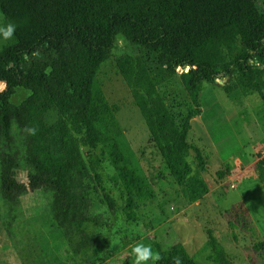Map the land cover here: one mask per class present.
I'll return each mask as SVG.
<instances>
[{
	"label": "trees",
	"instance_id": "obj_1",
	"mask_svg": "<svg viewBox=\"0 0 264 264\" xmlns=\"http://www.w3.org/2000/svg\"><path fill=\"white\" fill-rule=\"evenodd\" d=\"M0 13L3 24L16 25L0 50V197L12 210L25 193H50L54 220L83 244H99L103 237L83 228L99 222L90 214L88 181L111 214L116 212L100 173L102 157L92 151L85 159L80 148H97L99 108L93 84L119 35L132 45L159 51L157 62L167 70L175 69L174 53L185 50L190 57L184 64L195 77L183 73L181 79L194 109L182 125L140 56L115 60L188 203L209 192L202 175L204 157L187 141L191 119L201 113L203 83L227 78L243 93L256 92L264 101V11L254 0H0ZM18 87L31 95L15 105L11 97ZM26 128H35V135ZM255 172L264 188V156L255 163ZM125 210L129 219H137L130 198ZM165 235L163 247L158 245L165 264L176 256L182 264H204L168 229ZM206 246L207 264H233L211 230ZM254 248L264 250V242Z\"/></svg>",
	"mask_w": 264,
	"mask_h": 264
},
{
	"label": "rangeland",
	"instance_id": "obj_2",
	"mask_svg": "<svg viewBox=\"0 0 264 264\" xmlns=\"http://www.w3.org/2000/svg\"><path fill=\"white\" fill-rule=\"evenodd\" d=\"M254 2L264 11V0ZM7 42L0 36V50ZM158 53L119 35L96 72L97 148L80 149L85 159L92 151L102 157L103 183L116 201V212L111 214L93 181H88L90 214L99 222L90 221L83 228L90 235L102 234L101 242L83 244L75 233L59 227L51 214L50 193H25L12 210L0 197V264H134L132 247L142 242L159 252L167 229L200 263L210 262L206 242L211 230L233 264H264V250L254 248L264 242V188L255 172V163L264 156V101L256 92L243 93L227 78L203 83L201 113L191 119L187 141L204 157L202 175L209 192L188 203L115 62L122 55L140 56L182 125L194 109L181 79L183 73L194 78L191 67L184 64L188 54L174 53L175 69L167 70L158 64ZM29 95L30 90L18 87L11 102L18 105ZM191 157L196 161L193 151ZM129 198L136 220L129 219L125 210ZM157 264L165 263L161 259Z\"/></svg>",
	"mask_w": 264,
	"mask_h": 264
},
{
	"label": "clouds",
	"instance_id": "obj_3",
	"mask_svg": "<svg viewBox=\"0 0 264 264\" xmlns=\"http://www.w3.org/2000/svg\"><path fill=\"white\" fill-rule=\"evenodd\" d=\"M16 25L12 22L0 25V36L4 40H10L14 36ZM3 89L0 88V91ZM30 135H35V128H26ZM131 253L134 256V264H148V261H152L153 264H157L162 259L161 254L156 251L154 252L151 245H145L142 242L137 243L132 247ZM172 264H182V260L179 256L173 257Z\"/></svg>",
	"mask_w": 264,
	"mask_h": 264
},
{
	"label": "bare ground",
	"instance_id": "obj_4",
	"mask_svg": "<svg viewBox=\"0 0 264 264\" xmlns=\"http://www.w3.org/2000/svg\"><path fill=\"white\" fill-rule=\"evenodd\" d=\"M262 42H263V41H262ZM262 45H263V44H262ZM182 55L187 56V54L185 53L184 50H180V51H178V52L176 53V56H178V57H180V56H182Z\"/></svg>",
	"mask_w": 264,
	"mask_h": 264
},
{
	"label": "water",
	"instance_id": "obj_5",
	"mask_svg": "<svg viewBox=\"0 0 264 264\" xmlns=\"http://www.w3.org/2000/svg\"><path fill=\"white\" fill-rule=\"evenodd\" d=\"M160 49H162V47H161ZM184 51H185V50H184ZM185 52H186V51H185ZM186 53H187V52H186ZM19 59H20V58L18 57V58H17V61H18ZM189 60H190V57H189V55H188V61H189ZM192 76L195 77V73H194L193 71H192Z\"/></svg>",
	"mask_w": 264,
	"mask_h": 264
}]
</instances>
